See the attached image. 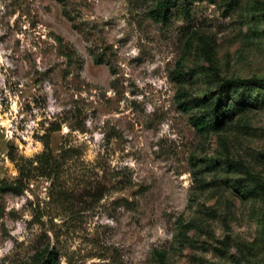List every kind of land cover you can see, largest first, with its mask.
Wrapping results in <instances>:
<instances>
[{"label": "rangeland", "instance_id": "obj_1", "mask_svg": "<svg viewBox=\"0 0 264 264\" xmlns=\"http://www.w3.org/2000/svg\"><path fill=\"white\" fill-rule=\"evenodd\" d=\"M242 78L264 0H0V264H264Z\"/></svg>", "mask_w": 264, "mask_h": 264}, {"label": "trees", "instance_id": "obj_2", "mask_svg": "<svg viewBox=\"0 0 264 264\" xmlns=\"http://www.w3.org/2000/svg\"><path fill=\"white\" fill-rule=\"evenodd\" d=\"M162 16L165 17V13H161ZM240 83L244 85H264L262 80H258L255 78H242L238 80ZM219 100H221V95L219 96ZM197 123H201L200 120L197 119ZM23 189L21 184H18L16 181H8V180H0V192H19ZM156 255L158 256L161 264H166L164 252L161 250H156ZM52 258L48 259V264H52Z\"/></svg>", "mask_w": 264, "mask_h": 264}]
</instances>
